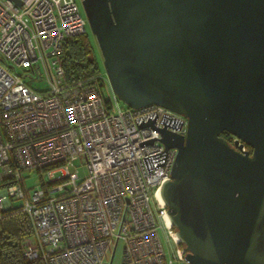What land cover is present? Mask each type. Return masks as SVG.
Listing matches in <instances>:
<instances>
[{"label":"built area","instance_id":"obj_1","mask_svg":"<svg viewBox=\"0 0 264 264\" xmlns=\"http://www.w3.org/2000/svg\"><path fill=\"white\" fill-rule=\"evenodd\" d=\"M19 1L0 0V215L21 200L32 227L24 257L102 264L111 250L112 264L120 245L119 264L185 263L160 196L177 148L159 129L184 134L187 118L159 104L122 105L106 76L107 98L95 83L67 84L60 55L66 38L86 32L79 3ZM39 77L41 90L28 83ZM33 172L39 183L28 186Z\"/></svg>","mask_w":264,"mask_h":264},{"label":"water","instance_id":"obj_2","mask_svg":"<svg viewBox=\"0 0 264 264\" xmlns=\"http://www.w3.org/2000/svg\"><path fill=\"white\" fill-rule=\"evenodd\" d=\"M80 2L117 97L187 118L159 129L177 148L160 196L185 262L264 264V0Z\"/></svg>","mask_w":264,"mask_h":264},{"label":"trees","instance_id":"obj_3","mask_svg":"<svg viewBox=\"0 0 264 264\" xmlns=\"http://www.w3.org/2000/svg\"><path fill=\"white\" fill-rule=\"evenodd\" d=\"M67 84L83 81L105 86L86 32L66 38L60 55ZM98 77V78H97ZM6 182H0L2 187ZM32 233L28 216L18 206L1 210L0 215V264H43L40 259L28 260L22 251V241ZM182 245V244H180Z\"/></svg>","mask_w":264,"mask_h":264},{"label":"rangeland","instance_id":"obj_4","mask_svg":"<svg viewBox=\"0 0 264 264\" xmlns=\"http://www.w3.org/2000/svg\"><path fill=\"white\" fill-rule=\"evenodd\" d=\"M76 1L79 3L80 8H81V11L84 14V11H83V8L81 6L80 0H76ZM86 35H87V38L89 39V42H90V45H91V48H92V53H93V56H94V58L96 60V63L98 65V68H99L100 72H102L103 74H105V70H104V67H103V64H102V57H101L100 51L98 49V46H97L95 37L92 34V32H91V30H90V28L88 26V23L86 25ZM19 71L22 72L21 69H19ZM28 83L33 88H36V89H39V90L44 89L46 87L45 82L42 79H40V77H39V79H31L30 81H28ZM102 93H103V96L105 98L108 97V90H107V88L102 87ZM121 104L122 105H125L122 101H121ZM75 164L77 165V168L79 170L80 177H83V175L85 173V169H86L85 168V162L77 160L75 162ZM32 175H33L34 178L29 179L27 181V185L28 186H32V185H34L36 183H39V176H38V174L36 172H33ZM11 204H12V206L21 205V200H11ZM28 239L31 240L32 237L29 235V237L24 238L23 241L21 242L22 243V247H23V245L25 244V242ZM110 255H111V250L107 253V255L104 258L102 264H108L109 263ZM120 258H121V247H120V245H118L116 247V249H115V252H114V255H113V258H112V264H119ZM172 264H188V263H186V262L185 263L174 262Z\"/></svg>","mask_w":264,"mask_h":264},{"label":"flooded vegetation","instance_id":"obj_5","mask_svg":"<svg viewBox=\"0 0 264 264\" xmlns=\"http://www.w3.org/2000/svg\"><path fill=\"white\" fill-rule=\"evenodd\" d=\"M224 136H226V135L224 134Z\"/></svg>","mask_w":264,"mask_h":264}]
</instances>
